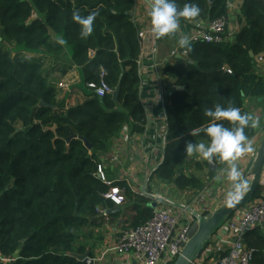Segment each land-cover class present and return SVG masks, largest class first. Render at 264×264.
<instances>
[{"label": "trees", "instance_id": "16d2710c", "mask_svg": "<svg viewBox=\"0 0 264 264\" xmlns=\"http://www.w3.org/2000/svg\"><path fill=\"white\" fill-rule=\"evenodd\" d=\"M229 1L194 0L200 16L180 25L227 18ZM134 2L0 0V256L15 257L14 264H87L74 255L88 252L94 258L90 240L106 225L97 210L121 219L122 206L105 197L110 187L98 177V156L123 130L140 135L148 122L139 96L142 44L131 16ZM176 2L182 7L189 0ZM77 10L81 15L99 12L90 37L82 38L72 21ZM240 14L241 28L233 42L191 44L184 60L175 58L166 67L164 74L183 90L165 97L164 160L150 178L148 195L156 184L191 190L195 196L203 193L205 182L187 174L193 155L186 156L185 144L207 138L191 137L189 131L207 123L203 113L216 104L251 114L249 102H264V75L257 64V58L264 57V0H243ZM167 38L156 41L161 44ZM61 39L64 44L58 43ZM4 45L21 54L52 56L56 62L69 59V51L71 65L82 76L78 94L84 101L70 104L50 84L40 59L12 57ZM103 72L113 92L119 91L118 102L112 95L99 98L88 87L99 85ZM245 134L252 140L257 128H246ZM194 165L206 171L209 180L226 167L218 160L216 171L207 161ZM104 173L109 180V171ZM113 186L125 192L124 231L154 217L150 197L133 192L125 182ZM260 194L261 188L253 200ZM245 243L254 250L252 264H264L260 229L247 232Z\"/></svg>", "mask_w": 264, "mask_h": 264}, {"label": "crops", "instance_id": "0c3cea01", "mask_svg": "<svg viewBox=\"0 0 264 264\" xmlns=\"http://www.w3.org/2000/svg\"><path fill=\"white\" fill-rule=\"evenodd\" d=\"M134 1L135 5L132 17L138 27V34L139 32H144V39H140L142 53L139 61V76L141 79L139 96L145 109L148 122L145 132L140 135H132L129 129L123 130L121 135L113 139L109 147L99 154L98 159L104 172L109 171L110 177H108V179L112 183L125 182L133 192L148 194L146 190L150 178L164 160V147L167 134L165 97L171 96L177 88L175 79L165 75L164 71L167 66L173 64L175 61V59L171 58V54L175 49L180 50L178 46L179 39L182 36H187L189 38L195 33L196 29L207 28L209 22L197 21L189 25H180L177 33L169 35L163 43L158 44L151 32V25L147 15L149 0ZM229 2L234 6L232 9L228 10L227 18L230 33H228L227 40L233 42L235 35L241 28L239 19L241 17L240 13L243 0H230ZM183 52L184 51L181 50V54L177 55L176 58L179 59L180 56L182 57L181 60H184L187 53L185 54V52ZM67 55L69 59H71V53L69 51ZM40 56L41 58L37 59H42V63L49 61L53 64L51 69L46 70L48 80L50 81L52 78L50 84L61 93L62 97L67 96L69 92L59 89L58 85L60 83L67 84L73 93L69 96V103L74 104L76 101V99H74L75 94L81 92L76 91V88H83L82 76L79 68L71 65L69 59L64 62H57L54 65L52 56ZM258 70L260 75H264V62L258 64ZM249 103H252H247L251 115L256 117L260 122L258 127H256L257 133L264 132V102ZM67 107H69V104H67ZM252 141L255 149L254 153L256 152L257 154L261 144V138L258 137L255 140L252 139ZM251 160V158H241L237 161L238 167L245 178ZM191 162H199L195 154L188 159V163ZM222 170H219L213 179L209 180L208 176L201 174L199 178H201L205 184L208 182L205 190L207 193L205 199L217 203L220 200L223 206L225 205L224 196L229 190L230 184L226 179H215L220 175ZM203 173L207 174V172ZM248 182L250 183V180H248ZM149 195H161L177 207L191 203L196 197L191 190L176 191L173 186L163 184H156L153 187V192ZM154 201L155 199H152V202L155 204ZM122 210L125 215L126 210L124 205L122 206ZM123 214L121 219H111L110 224H104L101 228L95 230V236L90 240V243L94 245L95 255L93 260L95 264H127L126 260L112 250L119 233L124 231V227L121 224L127 218L125 217L124 220H122V217H124ZM228 239L229 237H225L224 234L222 235L219 233L210 240V243H214L225 252L229 249V246L226 244L223 245V240L227 241Z\"/></svg>", "mask_w": 264, "mask_h": 264}, {"label": "built area", "instance_id": "2783aa9c", "mask_svg": "<svg viewBox=\"0 0 264 264\" xmlns=\"http://www.w3.org/2000/svg\"><path fill=\"white\" fill-rule=\"evenodd\" d=\"M233 6L232 3L228 2V10L232 9ZM227 31L230 33L228 18H220L209 22L207 28L196 29L195 33L189 37L190 43L222 44L227 41ZM138 37L144 39V32H139ZM181 50L172 51L171 58L175 59L177 55L181 54ZM262 62H264V57L257 58L258 64ZM226 70L231 73L228 68ZM104 76L105 73L103 72L99 85H88L99 98L114 93L104 80ZM58 88L66 90L71 95V89L67 84L60 83ZM263 136L264 132H259L253 140L260 137L262 141ZM255 157L256 152L243 158H251L252 162ZM98 177L110 187L109 192L105 195L106 199L111 200L116 207L123 206L126 202L125 192L119 187H114V183L107 180L101 165L98 167ZM246 178L251 182V178L247 177V172ZM207 184L208 182L206 186ZM260 188L259 198L252 200L247 206L227 218L213 235L214 237L220 233L229 237L227 241L223 240V245H228L229 249L224 252L223 249L209 241L201 256L193 264H252L254 250L247 247L245 236L247 232L255 228H259L264 234V171L260 180ZM149 196L155 199L157 209L155 208L154 217L144 225L120 232L112 249L126 260L127 264H173L190 241L189 233L196 221L190 210L204 217L216 212L222 206L220 200L218 203L207 201L205 199L206 191L196 196L191 203L179 207L161 195ZM97 212L106 224L111 223L108 211L98 209ZM16 260L15 257L0 256L1 264H14Z\"/></svg>", "mask_w": 264, "mask_h": 264}, {"label": "clouds", "instance_id": "9594fccd", "mask_svg": "<svg viewBox=\"0 0 264 264\" xmlns=\"http://www.w3.org/2000/svg\"><path fill=\"white\" fill-rule=\"evenodd\" d=\"M201 9L194 0L185 2L180 7L176 0H149L147 15L151 25V32L157 39L177 33L181 20H192L200 16ZM99 15L98 11H91L87 15L80 12L72 13V21L79 26L82 38L90 37L94 31V21ZM64 44L63 39L58 41ZM180 49L185 54L192 51L190 39L182 36L178 41ZM207 123L189 131L191 137L203 134L206 140L199 143L187 142L185 144L186 156L197 155L198 158L209 164L220 161L226 165L220 175L215 179H226L230 188L225 193L224 203L231 207L242 200L249 190V182L239 169L237 161L254 153L253 141L245 134L246 128H256L259 120L251 114L242 113L239 107L229 104L222 107L219 104L207 108L204 113ZM228 122L225 126L223 122Z\"/></svg>", "mask_w": 264, "mask_h": 264}, {"label": "water", "instance_id": "95a60500", "mask_svg": "<svg viewBox=\"0 0 264 264\" xmlns=\"http://www.w3.org/2000/svg\"><path fill=\"white\" fill-rule=\"evenodd\" d=\"M133 16V14H131ZM2 39L0 38V42ZM251 57L254 55L251 53ZM182 57L179 56V59ZM183 90L182 87H177L176 91ZM113 100L118 102L119 100V91L116 90L113 93ZM86 148L90 151L91 145L84 140ZM212 171H216L217 167L214 163L210 164ZM264 171V136L262 138L260 147L257 151L255 159L250 162L249 167L247 168V177L251 178L249 185V190L246 192L244 198L239 202H236L234 206H227L226 204L218 209L214 213H210L206 216H201L197 212L192 210L191 213L195 218V222L191 227L189 233V243L185 246L181 255L173 264H193L203 253L206 245L213 237L215 232L224 223V221L231 217L236 211L247 206L252 200L254 195L258 192L260 188V180L263 176ZM149 196V195H147ZM151 197V196H149ZM156 208V204L153 205ZM79 261H84L87 264H95L94 260L90 258V254L87 252L84 255H74Z\"/></svg>", "mask_w": 264, "mask_h": 264}, {"label": "rangeland", "instance_id": "374dc122", "mask_svg": "<svg viewBox=\"0 0 264 264\" xmlns=\"http://www.w3.org/2000/svg\"><path fill=\"white\" fill-rule=\"evenodd\" d=\"M1 38V37H0ZM2 47V46H1ZM4 50H8L9 51V53L12 55V57H22V58H25V59H35V58H41V56L40 55H37V56H32V55H34V54H29V53H24V54H21V53H17V52H15L14 50H13V46H10V45H8V46H6V45H4L3 47H2ZM15 49V48H14ZM42 59H40V61H41ZM44 63V70H48V69H51L52 68V62L50 63L49 61H45V62H43ZM53 63H54V65L57 63L55 60H53ZM51 80H52V78H51ZM49 81L50 83L52 82V81ZM53 81H55V80H53ZM76 91H82V88H76ZM72 93V92H71ZM74 93H76V92H74ZM73 94V93H72ZM69 96H70V93L66 96L67 98H69ZM84 96H82V95H80V94H78V93H76L75 94V96H74V99H76V101H78V102H82V101H84ZM68 102H69V100H67ZM75 101V100H74ZM254 103V102H253ZM249 104H252V103H249ZM195 157L196 158H198L197 157V155H195ZM198 161L199 162H204V160H202V159H200V158H198ZM193 164H195V163H193V162H191V163H188V171H187V174H189V175H195V176H200V174L201 175H206L207 176V174L206 173H203V172H199L196 168H195V165H193ZM204 172H206V171H204ZM153 205H154V203H152L151 204V206L153 207ZM154 208V207H153ZM126 230V229H125ZM100 233H102V232H100Z\"/></svg>", "mask_w": 264, "mask_h": 264}]
</instances>
